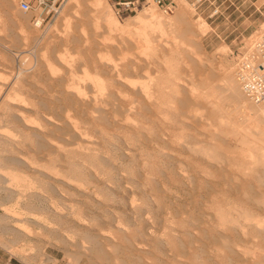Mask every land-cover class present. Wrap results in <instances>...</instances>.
Returning <instances> with one entry per match:
<instances>
[{"label":"rangeland","instance_id":"obj_1","mask_svg":"<svg viewBox=\"0 0 264 264\" xmlns=\"http://www.w3.org/2000/svg\"><path fill=\"white\" fill-rule=\"evenodd\" d=\"M120 1L105 4L122 24L152 7L173 19L181 6L194 33H187L174 50L171 32L183 26L173 23L165 28L167 37L153 33L157 43L151 50L134 41V32L109 30L92 0H59L58 13L35 28L18 1V14L11 16L0 0V154L6 157L0 161V252L22 264H111L114 258L128 264H264V223L256 226L239 216L241 210H251L264 222V205L248 202V190L232 182L233 176L244 177L246 171H235L244 161L264 160V143L250 140L241 128L246 111L226 88L227 78L238 73V55L246 58L249 41L264 32V0H174L176 9L167 14L152 0H138L134 10L117 12ZM212 5L218 14L209 16ZM202 22L205 26L199 29ZM72 36L78 43L67 42ZM250 60L246 58L247 66ZM129 64L136 68L127 74L129 85L114 82L125 90L114 86L100 91L101 81H116L114 66ZM158 81L162 89L155 86ZM141 86H149L150 100L140 97L141 92L135 95ZM76 98L86 99L88 109L100 106L115 120L91 127L83 109L70 107ZM65 116L85 129L93 144L90 152L80 140L61 139ZM132 126L136 129L128 128ZM41 139L77 153L66 160L47 148L41 155L35 148ZM208 150L209 157L218 156L214 161L222 159L220 166L219 160L206 158ZM7 157L23 163L13 164ZM82 179L90 183L88 193L82 192ZM49 187L57 188L54 194ZM231 203L239 205L235 209L240 214ZM216 204L233 208L228 210L237 226H247V236L237 229L226 239L227 246H237L229 257L217 249L222 235ZM96 230L122 249L121 254L107 249L110 262L88 252V235Z\"/></svg>","mask_w":264,"mask_h":264},{"label":"bare ground","instance_id":"obj_2","mask_svg":"<svg viewBox=\"0 0 264 264\" xmlns=\"http://www.w3.org/2000/svg\"><path fill=\"white\" fill-rule=\"evenodd\" d=\"M16 1H18V0H1V5L3 6V8L6 10V12L9 14V15H16V14H18V11H17V9L15 8V3H16ZM92 2H93V5L95 6V12H97V13H99L101 16H103V22H105L106 24H107V27H108V29L109 30H113L114 32L116 31H119V32H125L126 34H131L132 32H134L135 34H134V36H132L133 37V39H134V41L135 42H137V43H140V44H138V45H143V48H149V49H151V50H154V48H156L155 47V44L157 43V36H155L153 33L154 32H157L160 36H163V37H167V35H166V31H165V28L167 27V26H170V25H172L173 23H178V24H181L182 26H183V28L181 29V31H176V30H174V31H172L171 32V36H172V38H173V45H174V50H178V46L180 45V43H181V41L183 40V38L186 36V34L187 33H194V32H191V30L188 28L189 26H188V22L187 21H185V16H184V8L183 7H181V6H179V9L177 10V12H176V14H175V17L173 18V19H170V18H167V17H165L164 15H162L161 13H159L157 10H155L153 7L152 8H147V9H145V10H143V11H141V12H139V13H137V15L136 16H134V17H131V18H129V19H127V21H125L124 22V24H122V23H120L116 18H114L113 17V15L110 13V11L108 10V8H107V6H106V4H105V0H92ZM18 3V2H17ZM16 3V4H17ZM183 5V4H182ZM176 6H177V4H176ZM184 6V5H183ZM175 9H176V7H175ZM174 9V10H175ZM174 12V11H173ZM99 15V16H100ZM102 18V17H101ZM66 21H68V20H65V22ZM64 26H65V24H64ZM198 28L199 29H201V28H203L204 26H205V24L202 22V23H199L198 25ZM34 27V26H33ZM20 31H22L23 29H22V26H20V25H18V27H17ZM35 28V27H34ZM112 31V32H113ZM23 32V31H22ZM118 32V33H119ZM124 33V34H125ZM75 35V34H74ZM72 38V40L71 39H67V42H73V43H78V41H76V39H75V37H71ZM75 40H74V39ZM93 39V38H92ZM95 41V40H94ZM98 41V40H97ZM104 41L105 40H103V42L102 43H104ZM99 42V41H98ZM97 42V44H99ZM101 42V41H100ZM94 43V42H93ZM96 43V42H95ZM255 43H256V40H251V41H249V44H247L248 45V47H247V49L245 50V57L247 58V59H250L251 58V56H252V54H254V48H255ZM100 45H101V43H100ZM104 45V44H103ZM142 45H141V48H142ZM167 49V48H166ZM145 50V49H144ZM86 58H88V57H86ZM90 58H92V57H90ZM92 60H93V62H94V58H92ZM102 60V59H101ZM91 61V60H90ZM89 61V62H90ZM95 62H97V59L95 60ZM110 62V61H109ZM98 63V62H97ZM90 64V63H89ZM94 64H96V63H94ZM94 64H91V65H94ZM103 64V63H102ZM106 64V63H105ZM96 65H98V64H96ZM95 66V65H94ZM100 66V65H99ZM108 66V65H107ZM112 66H114V65H112ZM251 66V60H250V62H249V64H248V67H250ZM110 67V66H109ZM108 67V68H109ZM115 67V68H114ZM113 68L114 69H116V72L114 71H112L113 73H116L115 74V78H117L116 79V81H113L111 78H110V80H111V82H109L108 84H106L107 83V81L104 83L103 81H101L102 83L100 84L101 85V92H104L105 93V90L106 91H109L110 89L109 88H113L112 90H115V88H116V86H119L120 84H121V82H120V84L119 85H114L115 83L114 82H118L119 80L121 81H123V84H125V82H127V84H128V81H129V79H128V73L130 72H135L136 71V68L133 66V65H127V66H124V67H122L121 69L120 68H117V66H114ZM100 68V67H99ZM107 68V67H106ZM111 70H112V67L110 68ZM109 69V70H110ZM97 70V69H96ZM98 71H100V70H98ZM106 71H104L103 73H105ZM111 72V71H110ZM111 72V73H112ZM107 73V72H106ZM110 73V74H111ZM112 73V74H113ZM234 74V73H233ZM106 75V74H105ZM109 75V74H108ZM113 79H114V77H113ZM109 80V81H110ZM161 83H162V81H158L156 84H155V86L156 87H159V88H161L160 86H161ZM99 84V83H98ZM131 84V83H130ZM227 86H226V88L228 87V90L227 91H229L230 93H231V99L234 101V102H240V104H241V106H242V109H244L246 112H245V114H244V116L241 118V121L242 122H245V126L244 127H241L242 129H244L248 134H249V138H250V140H252V139H254V138H257V139H262L263 140V143H264V102L263 103H253V102H251V101H249L245 96H244V94L242 93V90H241V85H240V81L238 80V73L236 72V75H230L229 76V78H227ZM99 85V86H100ZM122 85V84H121ZM129 85V84H128ZM149 85V84H148ZM114 86H115V88H114ZM135 86V85H134ZM150 86V85H149ZM149 86H141V89L140 88H138V89H140V90H138V91H134L135 92V95H137V93L139 94L140 92V94H139V96L140 95H142L143 96V98H145V99H149L150 100V96H151V93L152 92H150L149 91ZM122 87H123V85H122ZM122 87H120L119 86V88H121L122 90L124 89V88H122ZM125 88H126V86H124ZM130 87V86H129ZM155 87V88H156ZM163 88H164V86H162ZM99 88V89H100ZM118 88V89H119ZM69 89V88H68ZM75 89V88H74ZM117 89V88H116ZM127 89V88H126ZM130 89V88H129ZM133 89V88H132ZM131 89V90H132ZM152 89V88H151ZM150 89V90H151ZM162 89V88H161ZM64 90V89H63ZM67 90V89H66ZM77 90V89H76ZM125 90V89H124ZM130 90V91H131ZM155 90V89H154ZM157 90V89H156ZM208 90H213V88H209ZM99 91V92H100ZM161 91H164V90H161ZM100 92V93H101ZM125 92V91H124ZM214 92V91H213ZM79 93V92H78ZM103 93V94H104ZM107 93V92H106ZM119 93H123V92H121V90L119 91ZM124 94V93H123ZM125 94H126V92H125ZM157 94V93H156ZM78 95H80V94H78ZM107 95L109 96V94L107 93ZM119 95V94H118ZM158 95V94H157ZM223 95V94H222ZM221 95V96H222ZM101 96V95H100ZM220 96V95H219ZM103 97V96H102ZM114 97V96H113ZM133 97V96H132ZM141 97V96H140ZM73 98V97H72ZM86 98V97H85ZM204 98V97H203ZM206 98V97H205ZM112 99V98H111ZM158 99V98H157ZM156 99V100H157ZM212 99V98H211ZM218 99V98H217ZM154 100V99H153ZM67 100H65V102H66ZM99 100H98V98L97 99H93V102H94V104L93 105H95V104H97V102H98ZM103 101H105V100H103ZM114 101V100H113ZM141 101V100H140ZM219 101V100H218ZM150 101H148V103H149ZM103 102H101V104H102ZM104 103H106V102H104ZM136 103V102H135ZM134 103V104H135ZM147 103V102H146ZM2 104H4L3 103V99H2V97L0 96V106L2 105ZM209 104V103H208ZM214 104V103H213ZM215 104H217V102L215 103ZM69 105H70V107H73V108H75L76 110H78L77 108H81V109H83L84 110V114H85V116H86V119H87V122L89 123V125L91 126V127H93L94 125H106V124H110V123H112V121H114L115 119H114V117H112L111 116V118L109 117V113H107L106 112V110H102L101 108H99L100 106H98V104H97V106L98 107H96L95 109H88V108H86L87 106H88V104L86 103V99L84 100L83 98H76V99H73V100H70V103H69ZM69 105H68V107H69ZM92 105V107L94 108V106ZM108 105V104H107ZM140 105V104H139ZM150 105V104H149ZM67 106V105H66ZM130 106H132V105H130ZM151 106V105H150ZM159 106V105H158ZM207 106H209V105H207ZM211 106V105H210ZM89 107H91L90 105H89ZM102 107H103V105H102ZM148 107V106H147ZM213 107V106H212ZM216 107H217V105H216ZM220 107V106H219ZM143 109H146V107L144 108V107H142ZM156 108H157V105H156ZM119 109V108H118ZM132 109V108H131ZM158 109V108H157ZM92 110V111H91ZM130 110V109H129ZM148 110V109H147ZM70 112V111H69ZM115 112H117V111H115ZM122 113V112H121ZM114 114V113H113ZM112 115V114H111ZM117 115V114H116ZM49 116V115H48ZM82 116V115H81ZM123 116V115H122ZM8 117V116H7ZM17 118V117H16ZM64 118H67V119H65V122H66V120H68V123L66 122V124H67V127H63V129H65V131H63L64 132V134H63V136L61 137V139H63V140H65L66 142H68V141H70V140H80V142H82L83 143V145H84V149L86 150V151H88V152H90V148H92V147H90L91 145H93L90 141H88V139H87V137H86V135L87 134H85L86 133V131H85V129L83 130V129H80L79 127H77V124H75V123H72L71 121H70V117H64ZM81 118V117H80ZM135 118V117H134ZM18 119V122L23 126V125H25V120L22 118V117H20V118H17ZM50 119V118H49ZM110 119H112V121L110 120ZM121 119V118H120ZM123 119V118H122ZM125 119V118H124ZM238 119V118H237ZM10 120V119H9ZM129 120V119H128ZM84 121H86V120H84ZM117 121V120H116ZM123 121V120H122ZM86 123V122H85ZM87 123V124H88ZM132 123V122H131ZM113 125V124H112ZM240 125H242V123H240ZM27 126V125H26ZM90 127V128H91ZM99 127V126H98ZM102 127V126H101ZM237 127V126H236ZM83 128V127H82ZM128 128H130V130L131 129H136V127H128ZM239 128V127H238ZM237 128V129H238ZM101 129V128H100ZM88 130V129H87ZM105 130V128L102 130V131H104ZM137 130H135V132H136ZM207 132V131H206ZM102 133V132H101ZM129 133V132H128ZM103 134V133H102ZM237 134V133H236ZM223 135V134H222ZM233 135V134H232ZM64 136H66L67 138H65L64 139ZM103 136H104V134H103ZM242 136H244V135H242ZM151 138V137H150ZM242 138V137H241ZM244 138V137H243ZM246 138V137H245ZM190 139V138H189ZM43 139H41V141L39 142V143H37L36 145H35V148H36V153H41V155H45V153H44V151H46L47 150V148H50L55 154H57V156L58 157H64V158H66L67 156H69L70 154H76L77 153V150L76 149H71V150H65V149H68V148H64L63 146H60V145H55V144H53V143H50V142H48V141H46V140H43ZM211 140V139H210ZM248 140V139H247ZM62 141V140H61ZM79 142V141H78ZM239 142V141H238ZM252 142V141H251ZM60 144V143H59ZM65 144V143H64ZM81 145V144H80ZM83 145H81L82 146V148H83ZM67 146H69V145H66L65 147H67ZM72 146V145H71ZM74 146V145H73ZM252 146V145H251ZM202 147V146H201ZM201 147H200V149H201ZM257 147V146H256ZM262 147V146H261ZM193 148V147H192ZM70 149V148H69ZM96 149V148H95ZM204 150L206 149V148H203ZM214 149V148H213ZM244 149V148H243ZM251 149V148H250ZM262 149V148H261ZM204 150H202L203 152H205ZM210 150V149H209ZM209 150H208V153H206V158L208 157L209 159H213V161H214V159H217V157L218 156H215L216 158H214V157H212V156H210L209 157V155H210V152L211 153H213V155H214V153L216 152L215 151V149L213 150L214 152H212V151H210L209 152ZM48 151L50 152V150L48 149ZM194 151V150H193ZM192 151V152H193ZM243 151V150H242ZM76 152V153H75ZM93 152V151H92ZM198 152V151H197ZM202 152V153H203ZM260 152H262V153H264V150H262V151H260ZM259 152V154H261ZM96 153V152H95ZM248 153L250 154V153H252L251 151H248ZM94 154V153H93ZM48 155V154H47ZM208 155V156H207ZM231 155V154H230ZM246 155V154H245ZM81 156V155H80ZM234 156V155H233ZM248 156H251V155H248ZM261 156H263V154H261ZM83 157V156H82ZM232 157V156H231ZM247 157V156H246ZM4 158H6L3 154H0V161L1 160H3ZM46 158V157H45ZM67 158H69V157H67ZM67 158H66V160H67ZM90 158V157H89ZM207 158V159H208ZM263 158H264V156H263ZM47 159V158H46ZM57 159H59V158H57ZM61 159V158H60ZM59 159V160H60ZM211 159V160H212ZM221 160L222 161V159L221 158H218V160ZM227 159H229V158H227ZM7 160L9 161V162H11V163H13V164H20V163H23L21 160L19 161V159H17L16 157H7ZM47 160H54V159H47ZM70 160V159H69ZM111 160V159H110ZM210 160V161H211ZM218 160L217 161H214V162H218ZM220 160H219V166L222 164V162H220ZM243 160H245V159H243ZM249 159H247V161H248ZM57 161V160H56ZM63 161H65V159H63ZM235 160H233L232 159V162H234ZM51 162V161H50ZM54 162V161H53ZM227 162L228 163H231V162H229V160H227ZM246 161H244V167H239L238 165V163H236V162H234V164L236 163L237 165H235V166H238L237 168L238 169H235V171L236 172H238V173H242V172H244V171H246V172H244V173H242V175H244V177L243 178H239V177H237V176H233L232 177V182H234V181H236V182H238L239 183V188L241 189V190H248L247 191V193L246 192H243L244 194L246 193L247 195L245 196L246 198H247V201L248 202H251V201H253L254 203H258V205L261 203V204H263L264 205V201H261V200H264V197H263V199H261L260 200V198L262 197L261 195H263L264 196V160H262V161H260V160H255V159H253V160H250V163L249 164H247V163H245ZM249 162V161H248ZM234 164L232 165V164H230V165H232V167L231 166H229V167H231V169L234 167V168H236L235 166H234ZM246 164H247V166H246ZM70 165V164H69ZM75 165V164H74ZM79 165V164H78ZM71 166H72V164H71ZM76 166V165H75ZM91 166V165H90ZM240 166H242V165H240ZM91 167H93V166H91ZM229 167H227V168H229ZM93 169V168H92ZM0 170H2V168H0ZM70 170V169H69ZM74 170V169H73ZM77 169H75V171H76ZM207 170V169H206ZM224 170V169H223ZM241 170H243L242 172H241ZM205 171V170H204ZM227 171H229L228 169H227ZM74 172V171H73ZM72 172V173H73ZM80 172V171H79ZM206 172V171H205ZM204 172V174H206V175H208L207 173H205ZM210 173V172H209ZM75 175V174H74ZM79 175V174H78ZM64 176H66V175H64ZM68 176V175H67ZM71 176V175H70ZM204 176V175H203ZM208 176H210V175H208ZM60 177V176H59ZM58 176H57V178H59ZM76 178H77V176H75ZM90 177V176H89ZM226 177V176H225ZM74 177L72 176V179H73ZM208 178V177H207ZM210 178V177H209ZM72 179H70V177H69V179L68 180H71V182H73V180ZM149 179V178H148ZM77 180H78V178H77ZM226 180H227V177H226ZM58 182L59 181V179H58V181L57 180H55V178H54V180H53V182ZM61 181H62V179H61ZM63 181H65V180H63ZM76 181V180H75ZM74 181V182H75ZM85 181V180H84ZM146 181V180H145ZM47 182V181H46ZM71 182H68L69 184L71 183ZM73 182V183H74ZM82 185L84 186H86L85 187V189H83V190H85V191H82L83 193H86L89 189V184L87 183V182H83V179H82ZM81 182H79V183H81ZM101 183V182H100ZM58 184H61V183H57V185ZM62 184H64V182L62 183ZM75 184V183H74ZM73 185V184H72ZM60 186V185H59ZM65 186V185H64ZM70 186V185H69ZM48 187V186H47ZM57 187V186H56ZM61 187H63V186H61ZM60 187V188H61ZM82 187V186H81ZM2 188V187H1ZM0 188V189H1ZM59 188V189H60ZM47 189V188H46ZM49 189H50V187H49ZM52 190H54V188H51L50 189V191H52ZM55 190H57V188L55 189ZM54 190V191H55ZM62 190V189H61ZM64 190H65V188H64ZM64 190H62V191H64ZM54 191H52V193L54 192ZM66 191V190H65ZM68 191V190H67ZM90 191V190H89ZM65 193V192H64ZM88 193V192H87ZM54 194V193H53ZM67 194H69V193H67ZM218 194V193H217ZM244 194H243V196H244ZM72 195V194H71ZM222 196V195H221ZM261 196V197H260ZM217 197V196H216ZM219 197H220V195H219ZM220 200V199H219ZM223 200H224V197H223ZM232 201V200H231ZM218 202V201H217ZM221 202V201H220ZM227 202V201H226ZM235 203H237V202H235ZM234 203V204H235ZM224 204H225V206L227 205L225 202H224ZM232 204V203H231ZM234 204H232V206L234 207V209L235 208H237L238 206H234ZM220 205V204H219ZM221 205H222V203H221ZM218 206V208H217V204H216V208H217V212L215 213V214H217V215H215L214 214V216H217L216 217V219H218V228H220V231H221V235H220V233H219V235L222 237L221 238V240H219V238H218V240L217 239H215V240H217L219 243L221 242V244L219 245V247L217 248L218 250H219V252L221 251L222 253H223V255H228V257L229 256H232V255H234V253H235V247H237L236 245H230L232 242H228L229 243V245L230 246H227L226 245V243H227V240L228 239H230V235L229 234H231L232 232H235L237 229H239L241 232H242V234L244 233H246L245 231H246V229H247V226H241V224H240V226L241 227H238L239 225H238V221L237 220H235L234 219V217L230 214V210H228V209H233V208H226V210L228 211H226L225 210V208L224 207H222V206ZM237 205V204H236ZM224 206V205H223ZM230 207V206H229ZM240 208H243V206H241ZM264 208V207H263ZM237 210L239 211V208H237ZM235 211H236V209H235ZM238 211H236V212H238ZM251 211V210H250ZM248 211V210H243V212H242V210H241V214H240V212H238L240 215L239 216H242L241 217V219H244V221L246 220V221H248V220H250V221H253L255 224H256V226H259L260 224H262V223H264V222H262V219H263V216H261L262 218H260L259 216L260 215H256L255 213H251V212H254V211ZM233 212H234V210H233ZM77 213V212H76ZM82 213V212H81ZM232 213V212H231ZM79 213H77V215H78ZM80 215V214H79ZM78 215V216H79ZM40 219V218H39ZM198 219V218H197ZM264 221V220H263ZM205 223V222H204ZM238 225V226H237ZM251 225V224H250ZM264 225V224H263ZM261 227L263 228V226L261 225ZM258 228H260V227H258ZM261 228V229H262ZM260 229V230H261ZM97 231V230H96ZM104 231V230H103ZM249 231H251V230H249ZM115 234V236H118L119 235V232H114ZM248 233V232H247ZM170 234V233H169ZM244 234H243V236H244ZM246 235V234H245ZM87 236V235H86ZM247 236V235H246ZM256 236V235H255ZM254 236V237H255ZM88 237H89V240H90V242L89 241H87V242H89L90 243V247H87L88 248V252L90 253V256L91 257H95V258H98V259H100V260H106V262H108L109 260V258L107 257V254L109 255V253H106V251H107V249L108 248H112V251H113V253L114 254H121V247H120V245H112L111 244V241H110V238H108V237H106V236H104V235H102V233H99L98 231L95 233V234H91L90 236L88 235ZM245 237V236H244ZM112 238V237H111ZM131 238H133V237H131ZM214 239V238H213ZM227 239V240H226ZM240 239V238H239ZM30 240V239H29ZM226 240V242L224 243V241ZM231 240H232V238H231ZM243 240V239H242ZM233 241V240H232ZM134 243V242H133ZM88 244V243H87ZM86 245V244H85ZM136 246V245H135ZM130 247V246H129ZM137 248V247H136ZM240 248V247H239ZM124 249V248H123ZM136 250H138V249H136ZM237 250H240V249H238L237 248ZM241 251V250H240ZM239 251V252H240ZM238 252V251H237ZM238 252V253H239ZM242 252V251H241ZM245 253V252H244ZM246 253H247V251H246ZM232 254V255H231ZM236 254V253H235ZM241 255H242V253H240ZM250 254V253H249ZM87 255V254H86ZM239 255V254H238ZM252 255V254H251ZM255 255V254H254ZM85 256V255H84ZM89 256V255H88ZM239 257H240V255H239ZM245 258V257H244ZM76 259V258H75ZM111 259V258H110ZM108 260V261H107ZM116 260H117V258H116ZM115 260V258L113 259V261H111V262H113V263H111V264H128V261H127V259H120L118 262ZM110 262V261H109ZM254 262V261H253ZM246 263V262H245ZM227 264H231V262L229 261Z\"/></svg>","mask_w":264,"mask_h":264},{"label":"built area","instance_id":"obj_3","mask_svg":"<svg viewBox=\"0 0 264 264\" xmlns=\"http://www.w3.org/2000/svg\"><path fill=\"white\" fill-rule=\"evenodd\" d=\"M164 14L171 13L175 7L174 0H152ZM204 0H194L193 4L202 3ZM138 5V0H121L117 2L116 11H132ZM21 12L29 14L30 23L39 27L43 22L59 11V0H18ZM218 14V7L212 5L209 16ZM238 80L244 96L253 103L264 102V32L255 43L254 54L251 56V66L246 64L242 54L236 60Z\"/></svg>","mask_w":264,"mask_h":264},{"label":"crops","instance_id":"obj_4","mask_svg":"<svg viewBox=\"0 0 264 264\" xmlns=\"http://www.w3.org/2000/svg\"><path fill=\"white\" fill-rule=\"evenodd\" d=\"M15 261H17L18 264H22V262L16 260L13 257L6 256L4 253L0 252V264H16Z\"/></svg>","mask_w":264,"mask_h":264}]
</instances>
